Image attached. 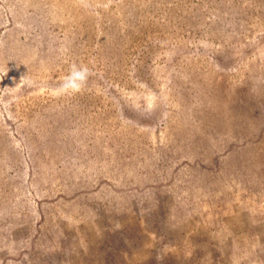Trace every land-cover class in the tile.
Listing matches in <instances>:
<instances>
[{
    "label": "rangeland",
    "instance_id": "rangeland-1",
    "mask_svg": "<svg viewBox=\"0 0 264 264\" xmlns=\"http://www.w3.org/2000/svg\"><path fill=\"white\" fill-rule=\"evenodd\" d=\"M0 264H264V0H0Z\"/></svg>",
    "mask_w": 264,
    "mask_h": 264
},
{
    "label": "clouds",
    "instance_id": "clouds-1",
    "mask_svg": "<svg viewBox=\"0 0 264 264\" xmlns=\"http://www.w3.org/2000/svg\"><path fill=\"white\" fill-rule=\"evenodd\" d=\"M91 75L92 73L86 65L71 64L68 74L62 78L61 83L54 90V94L62 96L82 93L86 89Z\"/></svg>",
    "mask_w": 264,
    "mask_h": 264
}]
</instances>
